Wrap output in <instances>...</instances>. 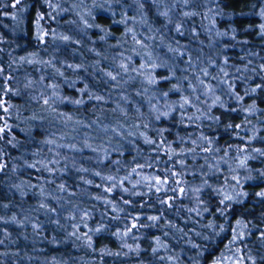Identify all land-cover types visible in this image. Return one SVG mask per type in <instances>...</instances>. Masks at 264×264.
Here are the masks:
<instances>
[{
  "label": "trees",
  "instance_id": "trees-1",
  "mask_svg": "<svg viewBox=\"0 0 264 264\" xmlns=\"http://www.w3.org/2000/svg\"><path fill=\"white\" fill-rule=\"evenodd\" d=\"M39 1L0 0V42H9L6 49L9 68L5 70L0 64V74L7 78L17 96L13 110L33 109L36 91L26 79H33L63 61L74 63L65 81L84 79L88 99L61 97L59 92L50 94L38 107L49 112L40 122L43 128L36 133L24 134L14 143L18 151L37 155L32 165L19 166V170L24 177L27 173L37 176L42 198L50 206L36 207L26 199L17 181L11 188L0 190V235L18 215L23 216L17 225L19 240L0 245V264H52L45 252L34 250L32 245H36L38 239L30 228L32 224L44 225L49 221L54 229V244L70 245L77 252L86 251L85 240L69 224L71 216H76L80 209L92 208L104 214L106 225L134 219L131 211L138 188L155 185L167 161L173 160L181 150L180 146H171L162 132L196 121L202 123L203 127L199 126L201 132L207 131L200 106H195L191 114L172 119L155 117L150 105L158 95V88L149 82L150 70L134 62L136 58H146L157 65H171L179 71V56L173 49L183 39L175 37L172 31L177 25L191 23L194 18L208 25L212 16L208 0H183L184 13L176 12L166 0H43L47 14L56 25L54 36L58 40L42 48L27 49L22 46L26 11L32 2ZM247 1L236 3L242 6ZM117 5H125L133 11L134 15L122 17L118 26L136 34L140 42L132 43L126 49L128 61L110 73L104 68L114 65L116 56L108 45L96 43L101 54H94L82 53L78 44L87 42V19L93 12ZM63 11H70L73 16L65 19ZM221 38L213 35V42ZM245 58L251 68L202 61L200 73L212 89L222 91L221 99H229L226 89L231 79L264 74L263 58L251 52L246 53ZM124 97L135 103L124 104L127 102ZM241 122L242 137L233 154L224 157L231 165L228 175L222 176L214 186L201 190L199 195L181 189L179 196L185 202L169 213L160 212L159 219L152 223L158 233L151 247L105 249L89 255L85 263L180 264L177 253L182 245L185 246L184 242L200 249L215 250L222 259L221 239L204 231L215 224L203 219L208 212L206 200L209 197L223 201L222 208L226 212L263 222L258 220L257 228L260 224L261 228L255 234L240 238L239 248L247 264H253L248 260L264 259V198L248 200L246 204L240 191V187L248 183L257 187L259 182H264V105L248 103L242 109ZM110 149L117 153L113 162L108 160ZM120 181H132V187L124 189ZM9 189L16 194V198L11 199V212L4 207L5 191ZM59 259L64 260L66 256L59 255Z\"/></svg>",
  "mask_w": 264,
  "mask_h": 264
},
{
  "label": "rangeland",
  "instance_id": "rangeland-1",
  "mask_svg": "<svg viewBox=\"0 0 264 264\" xmlns=\"http://www.w3.org/2000/svg\"><path fill=\"white\" fill-rule=\"evenodd\" d=\"M166 1L176 12H185L183 0ZM238 1L241 0H208L212 15L208 25L199 23L195 18L189 24L177 25L172 33L184 42L176 44L173 49L179 56V71L171 65L166 67L146 58H136L134 64L148 68L150 80L154 81L158 88V95L150 105L154 116L172 119L181 114H191L195 106H200L202 114L205 115L203 122L207 131L201 132L199 126L203 127L202 123L196 121L181 128L162 132L171 146H180L181 150L175 154L173 160L167 161L168 164L161 172V177H157L155 185L138 188L134 197V209L131 211L134 219L110 222L106 225L107 218L104 214L92 208L80 209L76 216H71L69 224L75 227L77 234L85 240L86 251L77 252L70 245L54 244L52 242L54 229L50 221L44 225H30L31 233L38 239L36 245L35 243L32 245L35 247L34 250L45 252L51 258L52 264H86L89 255L105 249L130 250L151 247L153 238L158 233L153 229L152 223L159 219L157 215L160 212L169 213L185 202V199L179 196L181 189L199 195L201 190L209 185L214 186L222 176L228 175L231 165L227 164L229 160H225L224 157L233 154L235 145L242 137V109L250 102L264 105V74L247 76L241 80L231 79L226 89L229 99L226 100L221 99L222 91L212 89L200 72L204 60H210L209 63L219 61L251 68L245 58L246 53L251 52L264 59V0H248L246 5L242 6L236 3ZM70 11H63L65 19L73 16ZM133 15V11L125 5L95 10L87 19V42L83 45L79 43L78 49L82 53L101 54L96 43L104 42L116 56L114 65H107L104 71L111 73L117 66H123L128 61L126 49L132 43L140 41L136 34L121 29L118 23L122 17ZM25 21L22 44L24 48H42L58 40L54 36L56 25L47 14L43 0L32 2L27 7ZM216 34L222 38L213 42V35ZM8 43L0 42V64L5 70L9 68L6 61ZM73 67L74 63L63 61L47 71H42L33 79L27 78V84L36 91L34 99L36 105L33 109L20 111L13 110L17 96L7 78L0 74V190L11 188V184L17 181L23 188L26 199L42 209L50 204L42 198L39 179L32 173H27L24 177L19 170V166L32 165L37 155L18 151L14 148V143L24 134L36 133L43 128L40 122L49 115V112L46 109L39 110L38 107L42 106L50 94L59 92L61 97L88 99V86L84 79L65 81ZM124 100L127 101L124 104L135 103L128 97H124ZM116 158V151L110 149L108 160L113 162ZM165 181L167 183H164ZM238 181L240 182V179ZM120 184L124 189L132 187V181H120ZM258 184L257 187L249 183L245 187H240L245 203L248 200L264 198V195H260L264 189V182ZM12 190L5 191L4 207L9 212L13 211L11 199L16 198ZM206 203L208 212L203 219L215 224L204 231L207 235H215L221 239L220 247L223 248L221 255L224 260L215 250L200 249L184 242L185 246L182 245L181 251L177 253L179 263L247 264L239 248L240 238L255 234L263 222L245 215L226 212L222 208L223 203L213 198L209 197ZM152 217L156 219H151ZM22 219L23 216L18 215L2 231L0 245L19 240L17 225ZM258 220L261 222L259 228ZM59 255L66 256V259H59ZM263 260L248 261L253 264H264Z\"/></svg>",
  "mask_w": 264,
  "mask_h": 264
},
{
  "label": "snow or ice",
  "instance_id": "snow-or-ice-1",
  "mask_svg": "<svg viewBox=\"0 0 264 264\" xmlns=\"http://www.w3.org/2000/svg\"><path fill=\"white\" fill-rule=\"evenodd\" d=\"M17 2L19 3V0H17ZM113 79H115V77H113ZM149 82L152 83L154 81H149ZM75 103H80V101H76ZM185 103H187V101H185ZM165 115H166V113H165ZM157 118H159V117H157ZM148 142L151 143V141H148ZM133 171H135V169ZM109 179H112V178L110 177ZM164 183H167V181H165ZM260 195H264V193H261ZM225 199H231V198L230 197H225ZM221 202L223 203V201H221ZM151 219H156V217H152Z\"/></svg>",
  "mask_w": 264,
  "mask_h": 264
}]
</instances>
